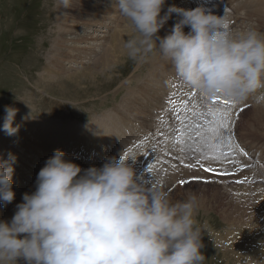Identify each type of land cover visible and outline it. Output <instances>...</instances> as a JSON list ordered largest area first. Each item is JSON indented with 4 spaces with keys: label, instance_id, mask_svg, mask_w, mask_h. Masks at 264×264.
Instances as JSON below:
<instances>
[{
    "label": "rangeland",
    "instance_id": "obj_1",
    "mask_svg": "<svg viewBox=\"0 0 264 264\" xmlns=\"http://www.w3.org/2000/svg\"><path fill=\"white\" fill-rule=\"evenodd\" d=\"M87 1L94 6H100L98 0ZM201 1L172 0L173 3L180 4L178 7L184 5V9L198 6L206 8L208 0ZM117 2L118 0H106L104 5L114 9L116 14H109V17L113 16V22L107 20L108 16L94 12L93 15H98L103 25H92L90 29H86L82 24L71 25L72 21L63 23L66 8L61 0H0V126L3 125L5 115L4 105L10 104L18 108V112H25V116H30L27 119L30 124L40 121L62 130L57 132L58 137L47 140L45 148L38 151L40 158L30 151L29 156H33L32 160L35 159L36 166L33 165L30 170L23 169L29 173V177L22 191H15V200L9 205L15 208L16 204L22 202L21 193L24 190L29 191L26 187L36 181L39 170L53 154V150L60 149L66 154L71 149L76 153L85 151L83 156L87 158V148L92 147L99 151V157L102 159V156L106 158L117 155L119 158L120 153L124 154V151L136 158V148L140 151L138 154L141 155V161L148 152L149 147L146 146L152 139L156 144H152L149 151L154 152L151 151L143 166L144 172H147L143 182L151 186L154 179H162V187L170 193L173 200L183 199L189 192L198 195L200 208L196 218L201 225H206L203 237L205 246L201 250L206 257L204 264H242L238 252L230 253L231 246L237 247L241 242L261 248L255 254L264 257V114L261 121L256 123L252 120L255 113L251 116L255 106L264 110V89L232 109L233 112H239L233 129L234 141L246 149L248 155L234 153L232 159L236 163L224 158L204 159L201 160L203 167H186L189 163H195L200 156L199 152L194 151L195 148L207 151L205 141L213 135L208 130L209 125L205 124V119L211 120L207 113L208 108H221L223 105H213L211 100L202 99L197 94L198 101L195 105L198 108L194 112H203L204 116H192L185 127L184 139L187 143L174 144L177 145L174 147L172 137L175 136L176 128L181 126L180 123L176 126L175 116L170 117L164 111L168 92L166 80L170 77L171 81L175 79L174 70L169 62L163 65L161 55L156 56V52L144 62L129 58L124 44L133 35V29L126 19L121 21L122 16L115 7ZM212 2L215 4L208 10L215 12L217 8L218 15V10L222 11L221 15L228 14L232 29L237 22L235 18H244L245 0ZM255 5L257 7L251 6L250 9L259 8V4ZM86 19L90 20V17ZM253 22L256 29L264 31L260 17L259 22ZM243 24L246 27V24ZM61 27L69 32L70 29L76 30L80 37L90 35L89 37L93 38H88L85 43H78L76 41L80 39L79 36L75 37L77 40L67 37L68 42L60 43L56 36ZM113 35L120 38L123 56L113 69L103 72L104 67H101L103 63L100 60L109 47L107 37ZM98 36H105L107 40H99ZM76 47L95 51L89 53L90 55H83L84 51L74 54L71 50ZM55 48H65V51L70 49L72 57L63 59V56H57L56 52L52 51L56 50ZM106 58L108 59V56ZM150 62L152 65L149 67ZM188 89L183 83L178 88L176 97H186ZM245 105L247 107H244ZM241 108L243 111H240ZM160 113L162 114L159 116ZM197 123L202 125L199 130L195 127ZM1 131L2 127L0 133ZM197 131L201 133L199 137H196ZM160 132L164 135L161 136ZM145 136L148 140L141 145L140 142ZM7 141L10 144L14 142L10 138ZM53 145L55 146L52 147ZM192 145L194 147L190 148ZM15 148L19 153L24 149L17 146ZM157 148L161 153L155 152ZM181 148L184 150L181 151ZM29 150L27 149V153ZM27 153L22 150L21 154L28 155ZM3 155L8 154L3 151ZM104 160L101 161V166ZM128 162L134 163L132 160ZM79 165L86 169L84 164ZM150 165L153 167L152 172L148 171ZM242 165L247 167L242 168ZM17 166H20L19 162H16L15 167ZM206 167L215 168L216 172H206L203 170ZM225 172L229 174H219ZM140 173L143 174L142 169ZM14 174L17 175L16 170ZM181 180L188 183L181 185ZM239 180L245 182L238 183ZM13 211L14 209L9 212L12 214ZM0 212L4 213L1 210ZM5 215L6 213L2 214L3 217ZM241 236H244L245 241H241ZM254 241L257 246L253 244Z\"/></svg>",
    "mask_w": 264,
    "mask_h": 264
},
{
    "label": "clouds",
    "instance_id": "obj_2",
    "mask_svg": "<svg viewBox=\"0 0 264 264\" xmlns=\"http://www.w3.org/2000/svg\"><path fill=\"white\" fill-rule=\"evenodd\" d=\"M61 2L70 7V0ZM166 2L118 0L116 10L133 29L124 44L129 58L144 62L158 52L205 100L223 96L242 104L264 89V32L233 30L227 14L203 6L172 4L161 15ZM173 13L178 21L159 36ZM18 111L4 105L2 130L8 136L20 130L14 126ZM129 160L136 159L121 152L83 169L56 149L39 170L35 191L23 194L10 220L0 219V264H204L206 225L196 218L198 195L173 200L162 179L148 186ZM16 162L11 152L0 157L4 207L15 200Z\"/></svg>",
    "mask_w": 264,
    "mask_h": 264
},
{
    "label": "bare ground",
    "instance_id": "obj_3",
    "mask_svg": "<svg viewBox=\"0 0 264 264\" xmlns=\"http://www.w3.org/2000/svg\"><path fill=\"white\" fill-rule=\"evenodd\" d=\"M98 1L100 2V6H94V4H92L91 2L89 3V1H87V0H70V7L69 8H66L65 11H64L63 23L64 22L65 23L66 22L67 23H70V21H72L70 23L71 25L72 24H76V25L82 24L83 26L86 27V29H90V27L92 25H95V26L103 25V23L101 22V18H99L98 15H93L94 12H100L101 14H104L105 16H108L107 17V20H110V21L113 22V20H112L113 19V16L112 17H109V14H111V13L113 15L116 14L113 11L114 9L112 7H104V5L106 3V0H98ZM176 1L177 0H175V2ZM179 1H181V0H179ZM190 1L191 2H196V0H190ZM175 2L173 3L172 0H167L166 5L164 7V11L161 13V15H163L164 12L167 11V7L169 5L175 4L177 7H178V5H180V4H177ZM255 3L259 4V8L250 9L251 6H252V8L257 7V5L254 6ZM244 4L246 5L245 7H243V9L244 8L246 9V11L244 10L245 11L244 18H235V19H237V22L233 26V30H243V29H246L248 27H255V22H253V21L259 22V17H260V19L262 20V22L264 24V0H245V3ZM96 5H98V4H96ZM183 7H184V5L183 6H180V8H183ZM206 8L208 9L209 7H207V5H206ZM211 11L214 12V10H211ZM220 11L218 10L219 15H221L220 13L222 12V11L221 12ZM225 12H227V9H226ZM214 14L218 15L217 14V8L215 9ZM252 15H254V17ZM258 15H260V16H258ZM64 17H65V20H64ZM88 17H90V20L86 19ZM92 18H93V20H92ZM118 18H121V17L118 16ZM124 19L125 18L122 17L121 18V21L123 22ZM178 19H179L178 15L176 13H173L172 16H171V18L165 24V26L159 31L158 35L161 36V37L167 35L170 32V30L173 27V25L178 21ZM116 21H117V19H116ZM63 23L61 25H63ZM243 23L246 24V27L244 26ZM120 25L121 24L119 23V26L118 27H120ZM67 27H69V26H67ZM61 28L62 29L58 32V34L56 36L57 37V40L60 43H63V41L64 42H68L69 40H67V37H70V38L72 37V40H77V39H75V37H78V36L80 37V35H77L76 30L72 31L70 29V32H69V30H67L66 28H63V27H61ZM187 31H189V28L188 27H185V32H187ZM261 31H262V29H261ZM262 32H264V31H262ZM89 36L88 35H83L76 42H78V43L79 42L85 43L88 38L89 39L93 38V37H89ZM98 38H99V36H98ZM100 38H102L104 41H105V39L107 40V38H108V40L110 42L109 43L108 50H106V53L104 54V56L101 59L102 61L100 60V62L103 63V65H101V67H104L103 68V72H107V71L113 69L112 67L115 66L119 62V60L123 56V50L121 48V42H120L119 36L113 35L111 37L108 36L107 38L105 36H103V37H100ZM100 38H99V40H100ZM103 40L101 42L102 44H103ZM69 50L68 51H65V48H60V49L57 48L56 50H52V51L56 52V55L57 56H63L62 57L63 59L72 57V52L73 53L74 52H78L79 53L81 51H84V53H82V54L83 55H88L89 53H94V51H95L94 49L86 50L84 48L81 49V48H78V47L73 48L71 50L72 52L69 51ZM91 51H93V52H91ZM155 55L156 56L157 55L160 56V54L158 52H156ZM106 56H108V59L106 58ZM74 57H76V56H74ZM79 57H80V55H79ZM162 60H163V62H162L163 65H165L166 63H168L163 58H162ZM151 65H152L151 62L148 63V66L149 67ZM71 68H73V67H71ZM123 103H125V102H123ZM127 104L129 105L128 102H127ZM24 113L25 112H18L17 115H16V118H15V121H14V126H15V124H20L21 125L18 134L14 135V136H8V135H6L4 133L3 130L0 133V148H1L0 157H3L4 156V155L2 156V152L3 151L4 152H7V154L9 152H11L12 154H14L16 156V152H18V150L15 148L16 146L17 147H20V148H24L22 150L25 151L26 153H27V149H30L28 151V153H27L28 155L21 154L22 153V150H21L20 153L18 152L19 154L16 156L17 157V162H19L20 166H17V168H16L15 165H14V168L17 171V175H15V174L13 175V182H14L13 183V188H14V191H16V190L22 191L24 183L27 182L26 179H28V177H29L28 174L29 173L27 174V172L24 171V170L25 169H29L30 170L33 165L36 166V164L34 162L35 159L32 160V157L33 156L32 157L29 156L30 151H32L33 153H35L37 155V157L40 158V153L38 151H41L42 149L45 148V144H46L47 140L53 139L54 137L55 138L58 137V134H57L58 131H61L62 132V130H58L56 126H48L49 124L48 125L47 124H43V123H40V121L36 122V124L35 123L30 124L29 121L27 122V120H23L22 119L23 117H25V114ZM254 113H255V115H254ZM263 114H264V110H262L260 107L255 106V109L251 111V116L254 115V118H252L253 122L256 123L257 121L258 122L261 121V119L263 118ZM2 122H3V120H2ZM105 122H104V124H105ZM1 127L2 126H0V128ZM99 128H100V126H99ZM104 129L102 131H104ZM9 138L14 140L13 144H10L9 141H7V139H9ZM43 138H48V139H43ZM42 143H43V145H42ZM54 146L55 145H53L52 147H54ZM54 151L55 150H53V152ZM7 157H8V155H5L3 157V159H7ZM28 158H29V160H28ZM42 160H44V159H42ZM26 164L27 165H30V166H27ZM33 170H35V169H33ZM26 188H29V191H27L28 193H31V192L35 191V182H33L31 185L29 184V187H26ZM25 192L26 191L24 190V192L21 193V195H20L21 200H22V196H23V194ZM10 206L11 205H8L7 207H5L6 209H4L3 204H0V210L1 211L4 212V211H7L8 210L7 212H4V213H6V215L4 217L2 216V214H4V213H1L0 212V219H2V220H10L12 218V216L14 215V212H15V208L12 207V206L10 207ZM13 209H14V211L11 214L9 211H11ZM243 237L244 236H241V241H245ZM241 243H242V245H240ZM241 243L239 245H237V247L231 246V248H230V251L231 252L230 253L237 254V252H238L240 254L239 256L241 258L242 264H258V262H260L259 264H264V262H263L264 261V257L262 255H256L255 254L257 251L261 250V248L254 247L251 244L246 245L243 242H241ZM253 244H255L257 246V244L255 243V241L253 242ZM257 257H261V258L258 259ZM261 262H263V263H261Z\"/></svg>",
    "mask_w": 264,
    "mask_h": 264
},
{
    "label": "snow or ice",
    "instance_id": "obj_4",
    "mask_svg": "<svg viewBox=\"0 0 264 264\" xmlns=\"http://www.w3.org/2000/svg\"><path fill=\"white\" fill-rule=\"evenodd\" d=\"M197 93L195 91H192L190 93H187L186 96H196ZM191 103L190 100L184 99L179 102V105L177 104V101L169 97L168 98V104L171 106V111L175 114V119L180 123L181 127L176 129L177 134L172 137L173 143L177 145H183L187 143V141L184 139L186 136V121L183 117H181L180 113L181 111L189 112L193 111L197 107V105L193 104L192 109H189V104ZM211 103L213 105L222 104L223 107L221 108H215V107H209L207 110L208 116L211 117V120L205 119V124L209 125V132H211L213 135L211 139L205 141V148L207 151L201 148H195L194 151L199 152L200 156L196 159L195 163H189L186 165V167L194 168V167H203L201 164V160L204 159H214V160H220L221 158H224L225 160H229V162L236 163V161L233 158L234 153H239L241 155L247 156L248 153L239 146L238 143L234 141V120L233 117L238 118L239 112H233L232 109L237 107V104L233 101L223 97V96H216L211 99ZM244 107H247L245 105ZM240 111H243V108L240 109ZM200 116H204L203 112L195 113ZM196 129L199 130L202 125L197 123L195 125ZM161 136L164 135L163 132L159 133ZM201 133L199 131L196 132V137H199ZM148 140V137L145 136L144 140L140 142L141 145H143ZM139 146V145H138ZM184 149L181 148V151ZM125 156H128L129 153H124ZM242 168H246L247 165H242ZM204 171L214 173L216 172L215 168L212 167H206L203 168ZM149 172L153 171V167L150 165L148 168ZM220 175H228L229 173H219ZM247 178H245L246 180ZM245 180H239L238 183H244ZM181 185L188 183L186 180H181L179 182Z\"/></svg>",
    "mask_w": 264,
    "mask_h": 264
}]
</instances>
